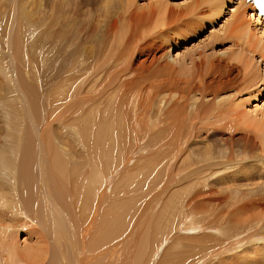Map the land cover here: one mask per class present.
<instances>
[{
    "label": "bare ground",
    "instance_id": "1",
    "mask_svg": "<svg viewBox=\"0 0 264 264\" xmlns=\"http://www.w3.org/2000/svg\"><path fill=\"white\" fill-rule=\"evenodd\" d=\"M20 1L19 8L27 6ZM77 1L57 0L74 7L76 18L44 32L45 47L62 48L59 65L52 60L47 81H58L74 70L75 87L66 85L77 92V115L74 128L64 127L70 129L67 134L72 141L54 133L52 120L45 129V141L32 136L35 128L24 127L23 139L0 142V264H67L69 259L77 264H168L174 258L161 259V250L172 246L176 236L191 229L223 234L219 242L213 234L193 240L196 258L188 253L187 257L191 264H204L209 261L205 242L216 246L213 256L219 248L225 253L251 236L258 243L263 240L264 105L254 102L264 96V22L254 6L247 0L237 2L225 30L235 49L216 59L194 54L187 83L179 89L171 78L161 80L163 73L176 72L174 64L167 60L159 68L149 59L139 62L142 47L168 30H177L180 36L199 34L207 22L200 16L207 12L211 18L217 16L225 9V0L195 2L188 11L168 8L169 0L153 7H142L137 0H91L83 7ZM26 14L20 9V16ZM68 47L73 51L67 52ZM212 75L225 80L219 81L217 90L206 84ZM25 78L21 81L28 92ZM34 94L31 102L36 100ZM9 99L5 108L18 109ZM147 109L148 115L154 111L150 122L142 114ZM212 133L224 137L225 147L239 143L237 151L230 149L227 158L228 149L220 157L211 156L202 137ZM132 141L157 143V172L152 166L145 173L122 171L121 162L133 161L125 159ZM111 143L119 153L115 154ZM247 156L254 163V175L247 176L252 185L222 187L229 192L221 202L235 208L234 215L227 219L226 213L201 227L180 217L168 224L170 240L162 239L168 227V221L158 218L162 189L190 182L195 191L187 209L205 204L206 197L226 183L222 175L240 166L234 159ZM206 174L217 182L210 183ZM244 215L247 219L241 221ZM114 254L119 255L112 258Z\"/></svg>",
    "mask_w": 264,
    "mask_h": 264
},
{
    "label": "rangeland",
    "instance_id": "2",
    "mask_svg": "<svg viewBox=\"0 0 264 264\" xmlns=\"http://www.w3.org/2000/svg\"><path fill=\"white\" fill-rule=\"evenodd\" d=\"M21 1L22 2L24 1L23 4L27 6L23 8H19L20 7L18 6L19 0L18 1L0 0V14H2L0 15L1 16L0 17V101L3 102V103L0 102V142L2 143L9 142L11 138L12 140L14 139L15 141L20 140L22 136L24 138L25 132L24 130H21L24 127H28V128L30 127V130H33V128H35L32 136L36 137V139L38 140L40 139L41 141L43 140L45 141V129L47 130L46 128L47 124L49 121L52 120L53 121L51 123L54 124L53 126L55 129L54 133L55 134L57 133L56 134L57 136H60L65 140L69 139L68 141H72L70 138H68V134L70 132V129L74 128L75 119H76L75 116L77 115V108H76L77 92L76 90L73 89L75 87L74 85H76V81L74 80L75 75L73 74L74 70L72 69L71 72L64 74L62 78L61 76H59L58 81L57 80L51 82L47 81L46 74L48 72L49 67L51 66V63H53L52 60H57V62L53 64L55 65L57 64V66L59 65L58 62L60 60L59 58H61L60 51L62 48H59L58 46H53V50H52V48L45 47L44 32H46L50 28H54L58 26L60 22L62 21L64 22V20L66 19L69 20L68 23L72 22L76 18L75 9L74 7H65L62 3L57 2V0H29L31 2L28 3H27L28 0H21ZM78 1L82 3L81 7H83L91 0L88 1L78 0ZM203 1H209V0H169V2L165 6L175 11H179L180 9H182L183 11H188L187 9L191 8V6L195 2H203ZM240 1L241 0H237V1L233 0L231 2L230 0H225V4H226L225 9L223 10V12L218 13L217 16L211 18L210 17L211 13L209 12L204 14V16H200L199 18L200 20L207 22H205L204 28L199 34H195V35L188 34V35L180 36V32H178L177 30H168L164 34L163 33L160 34L157 39L148 41V43H146L140 51V55L138 57L139 62H143L149 59V61L152 64L157 63L156 66L160 65L159 66L160 68L161 66L163 67L165 66V61L170 60V63L174 64V66L172 65L171 67L172 68L174 67L176 72L170 73L172 74V76H170L169 73L166 74L163 73L161 80L167 82L168 79L171 78L173 84H175L177 88L180 89L182 86H184L187 83L185 79L187 80L186 75L189 74L188 68L192 67L190 60L192 56H194V54H195L194 57H197L200 52L206 53L207 57H213L216 59V58H220V56H222L223 54L230 53L235 49L234 44L229 39H226L225 30L232 21L233 12L231 11L236 9V7L238 6L237 2L239 3ZM137 2L142 7H153V6H159L164 1L137 0ZM17 7L19 8V10ZM20 9H24L25 13L27 14L25 16H20ZM49 18L50 21L47 22L46 20H48ZM260 21L264 22V20H260ZM260 26L261 25H259V28ZM215 34L218 36L216 37ZM73 49L74 48L72 47H68L67 52H71L73 51ZM160 49L161 51H159ZM164 53L165 56L163 57ZM182 66L183 68H181ZM185 66L187 68L184 69ZM181 70H184L183 74L177 73L178 71ZM236 74L235 76H233L234 78L237 77ZM22 77L23 79L26 77L25 79L26 81H28V86L30 88L32 87L31 89L33 90V93H35L34 95H37L35 96L36 99L35 102H31L32 101L31 98L33 96L31 94L33 93H29L30 90L28 86L26 87L28 92L24 91L25 88H23L24 85L23 79L21 81ZM219 81L222 82L225 80L223 78L221 80L219 75L217 76L212 75L206 78V82H207L206 84L210 85L208 86L211 88V90H217L219 88L218 84L220 85L221 83ZM66 84L69 85L72 84V86L74 87L71 88L69 85ZM20 86H22V89ZM144 86L150 87L148 83H144ZM64 91L65 93H68L66 94V96H64L65 95ZM69 92L71 94L70 96H69ZM27 94L28 96L30 95V98L27 97ZM6 99L12 101L14 106L17 105L18 109L17 108L11 109L9 107L5 108L4 105ZM255 103L260 104V106L264 105V96L260 98L258 102H254V105H256ZM73 105L75 106V108L73 107ZM43 108H46V110ZM12 111L14 113H12ZM25 112L27 113L25 114ZM28 113L30 115H28ZM147 113H148V109L144 113L142 112V114L144 115L143 116L144 119H147L150 122L152 121L154 111L152 110L150 115H148ZM56 115L59 116L56 117ZM27 119L29 122L26 121ZM19 124L22 125L23 127H21ZM59 124L63 126L59 127ZM129 124L131 129V122H129ZM64 127L70 129L65 130ZM27 131L29 132V129ZM210 135L212 136L207 137L206 135H203L202 139L206 141V146L209 147L208 151L213 152L211 156L220 157L226 152V149H228L227 155H224L227 158L231 154L230 149H233L234 152L237 151L239 143L233 142L232 144L233 146L227 145V147L231 146L227 148L225 147L226 144L224 142H221L224 137H222L219 134H213V133ZM234 138L235 140L237 139L236 136ZM111 144L112 146L113 145L116 146L113 143ZM155 147L157 148V143L155 144V142L152 143L151 141H147V142L144 141V143L143 142L137 143L135 141H132L129 144L128 153H126L127 151L125 152L126 153L125 159L127 160L128 158L131 157L133 161H131L130 163H126V162L123 163L120 161L121 165L118 166H120L123 169L122 171H125L126 173L128 172L135 173L138 171H140V173H145L153 168L157 172L159 168L157 166L158 159L156 157ZM201 148H204V145H201ZM115 150H116L115 151L116 154V152L119 151V149H117V146ZM226 158L225 160L219 159L217 161L219 162L226 161ZM234 161H237V163H239L240 166H237L238 168L233 166L228 172H225V174L222 175V177L224 178L223 181L227 180L226 183H224L223 186L219 185V187L216 188V192L208 196L210 198L206 197L207 199L205 200V204H200V205L197 204L196 207L192 206L189 209H187L190 203L189 201L191 200V194L195 191V189L191 190L192 187L190 186V182H188L184 186H182L183 184L179 185L181 187L170 186L166 190L162 189L161 196L159 197L157 203V205L159 204L157 206V211L159 212L158 218H160V220L163 221H168L167 223L168 229L166 228V231L164 233L165 237L163 236L162 239L164 238V240L167 241L170 240L169 236H172V232L170 231L171 233L170 232L168 233L169 231L168 224H170V221L174 219L177 220L180 217H181L180 219L182 218L188 219L194 223H199L198 226L201 227L205 223L210 222V220L211 221L213 219L215 220L218 219L217 221L221 220V218L226 213H227V219L230 218L228 216L234 215L233 212L235 208H233L234 210L232 208H228L229 207L228 202L226 203L221 202V197L229 192L225 190L224 193V189H222V187L227 185L226 187L229 190L230 188L229 186L231 185H233L234 187H241L243 185H248V184L252 185V183H250V178L247 176L254 175V171L252 167L254 163L253 161H251L250 157L247 156L241 160H238V158L236 157ZM120 173L121 171L119 170L115 174H120ZM163 174L164 173H161L159 171V175L163 176ZM166 175L168 177V174ZM204 176L206 179H208L210 183L211 181L213 183L217 182L216 180H213L210 174L209 175L206 174ZM116 183L117 181L111 184L113 186ZM160 183L162 185L164 184L163 179H161ZM111 187L110 189H112ZM225 197L224 199L227 200L228 198ZM245 218L246 215L242 216L241 221ZM175 224L176 223L174 222L173 228ZM194 232L195 231L191 229L188 230L187 233H183L180 236H176L175 240L178 244H175L176 243L175 240L174 241L171 240L173 241V243L170 242L172 244V246L170 245L171 248L168 246L166 248L164 247L161 250V254H160L161 259L168 257L172 259L173 257L174 258L172 259L173 261L168 262V264H173V263L191 264L190 258L192 257L196 258L198 251V248H196L195 242H193V240H199L201 237H204L205 235L208 234H213L215 236H218L215 238L218 242H219L218 240L219 237L221 238L224 237L223 234L217 235L215 232H210V231L203 232L201 230L199 231V233L197 232L194 233ZM24 237L25 236H22L23 239ZM250 238L249 240L248 238L245 240V241L248 240L250 242L243 241V243H240L236 247L230 245L231 246L230 250L227 251L224 250L226 251L225 253L223 252L222 249L219 248L221 251H219L218 249L219 252L218 251L215 252L213 256L210 254L214 252V248L216 246H214L213 244L211 246L210 242H205L207 243L206 245H208L209 247V248L205 247L206 253H209L208 254L209 256L205 258L206 261L207 260L209 261L205 263L209 264L211 262L210 264H214V263L218 264L219 262V264L221 263L222 264H263L264 239L259 241L260 243L259 244L257 239L253 240L254 238L253 236H251ZM252 242H254V244ZM225 248H227V246ZM184 253L186 254L188 253L189 255L191 254L192 256L191 255L188 256V254L186 255ZM120 254H124V253L121 252ZM118 255L119 254L115 256L114 254L112 258H115ZM184 256L186 257L188 256L190 258L188 257L186 258ZM218 256L219 257L221 256V259L217 258ZM65 262L67 264H77L76 262H72L71 259Z\"/></svg>",
    "mask_w": 264,
    "mask_h": 264
}]
</instances>
